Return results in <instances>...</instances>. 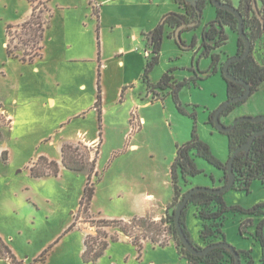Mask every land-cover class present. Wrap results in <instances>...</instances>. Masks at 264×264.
I'll return each mask as SVG.
<instances>
[{"label": "rangeland", "instance_id": "1", "mask_svg": "<svg viewBox=\"0 0 264 264\" xmlns=\"http://www.w3.org/2000/svg\"><path fill=\"white\" fill-rule=\"evenodd\" d=\"M44 1L34 0L40 7ZM232 3L238 7L239 0H232ZM29 6L28 0H0V106L11 114L9 117L0 112V131L3 133L0 140L1 235L6 238L13 236L11 244L21 255L30 256V264L52 246L50 254L57 241L63 238L65 242L47 264H187L179 258L175 245L169 244L174 242L179 251L182 249L170 223L163 224L161 233L156 235L169 244L162 247L150 239L154 233L145 235L146 231L142 227L128 228L125 232L118 224L102 225L98 218L109 220L110 217L138 215V199L144 194H166L169 187L173 193L170 169L176 147L190 140L195 125L199 137L210 146L213 154L223 162H228V136L208 122L209 111H215L227 100V84L221 69L213 73L211 56L202 55L203 30L215 18V7L207 4L200 25L182 32L181 38L187 44L195 40L194 47L182 49L175 37L165 34L160 62L150 74L152 83L159 82L168 70H173L179 81L193 79L190 85L179 92L187 113L178 110L171 91L158 89L152 93L143 79H133L137 75L136 68L123 72V69L113 67L107 79L108 101L105 103L103 99L100 123L93 103L97 97L98 67L92 64L77 67L59 65L51 68V74L56 75L52 77L43 71L38 73L34 63L8 55L7 27L16 25ZM260 6L259 3L258 8ZM43 16L46 18L47 13ZM24 31L22 28L12 30L13 45L18 43L19 36H25ZM172 31L169 27V32ZM226 31L228 43L214 50L224 59L238 52V32L230 27H226ZM258 46L260 50L256 53V59L264 65V45L259 43ZM141 71L143 74V68ZM205 73L210 75L204 77ZM83 82L87 84V89L79 88ZM49 94L58 99L55 108L44 105ZM147 102L148 105H143ZM91 106L95 109L91 110ZM85 107V115H72L74 111ZM130 109H135L137 117H144L145 122L128 139L126 133L130 129ZM259 110H264V82L222 120L229 122L243 115H264L258 114ZM192 113H196L195 118L191 116ZM132 117L133 113L130 121ZM85 131L90 138L96 137L98 143L102 140L97 160L100 179L96 182L93 205H90L95 216L90 209L84 212L80 207L88 181L86 172L65 168L57 176L34 177L30 169L42 155L49 159L60 158L61 143ZM86 133L78 134L79 138L70 142L74 143L80 155L91 147L94 157L97 144H79L82 137L88 136ZM134 143L138 144L137 148H132ZM4 150H7V160L3 158ZM195 160L202 172L181 184L182 192L197 186L220 187L223 170L200 156L195 155ZM59 162L61 164V160ZM47 166L43 162L37 164L38 169ZM225 199L229 204L251 207L264 202V184L255 180L250 193L230 189ZM187 213L190 214L189 223L186 219L187 228L191 237L197 240L199 221L193 217L192 208H188ZM130 219L125 221L129 222ZM74 223L76 225L66 231ZM102 232H106L109 238L119 240L110 241L111 247L98 261L85 263L81 254L84 238L90 234L100 241ZM224 232L227 242L236 247L231 242L239 238L238 224L233 218L230 217L225 223ZM134 240L143 244L140 257ZM244 241L252 250L256 264H260L259 246L250 236ZM6 255L0 248V264H7L4 259ZM58 258L63 259L59 262Z\"/></svg>", "mask_w": 264, "mask_h": 264}, {"label": "trees", "instance_id": "2", "mask_svg": "<svg viewBox=\"0 0 264 264\" xmlns=\"http://www.w3.org/2000/svg\"><path fill=\"white\" fill-rule=\"evenodd\" d=\"M29 1L32 4V13L30 17L21 24L9 25L7 27L8 40L6 42V48L10 57L19 58L23 62L32 63L35 58L42 55L45 31L49 27L53 13L52 9L48 5L49 0L41 2L43 5L42 7L35 4L34 0ZM221 1L232 3V0ZM176 2L180 6L184 7V13L170 11L162 17L159 24L152 31L144 33L149 54H147V62L144 67L142 79L147 84L148 90L152 91V93L158 89L171 91L178 110L182 113H187V110L183 107L180 101L179 92L183 87L190 85L193 79L178 81L173 74V70H168L163 74L159 82L152 83L150 80V74L160 62L166 27L168 26L173 29L171 33L169 32V37H175V31L180 25L185 22H194L201 19L206 5L212 3L211 0H198L196 5L191 4L186 0H176ZM255 2L259 5L261 0H240L238 5V10L242 13L244 18L246 34L252 43V51L248 57L233 61L229 67L232 74L240 79H244L250 84L252 93L257 91L260 85L264 82V65H261L253 55L255 43L264 36V23L262 21V19H264V5L260 3L261 6L258 9L260 13L259 17L254 9ZM213 6L216 8V16L205 26L203 30L202 55L211 56V69L213 70V73H217L220 69L222 70L225 61H222L221 54L214 52V50L221 48L228 43L229 37L226 27H230L234 31L238 32L239 20L233 12L224 8H218L215 5ZM45 13H47L46 18L43 16ZM199 25L200 23L193 27H187L183 29L182 32L195 28ZM14 28L24 29V35L26 36H19L18 43L15 45H13L12 34V30ZM175 40L182 49H188L194 47L195 45V40H193L190 45L182 38H175ZM244 50L245 41L239 36L237 54L244 53ZM100 67L101 66L98 68L97 97L94 106L98 111V118L101 123L103 112V94ZM209 75L210 74H208V76ZM225 80L227 83V99L241 95L245 91L244 85L226 78ZM154 95L155 97L157 96V94ZM245 101L246 100L237 101L230 105L222 112L221 119L228 116L237 106L243 104ZM214 113L215 111H212L209 114L208 121L213 126ZM191 116L195 118L196 113H192ZM263 127V122L242 121L239 122L230 132L225 133L228 136L229 158L241 145L248 141L252 134L261 130ZM100 135H102V132H100ZM2 136L3 133L0 131V140L2 139ZM101 143L102 140H100L97 144L96 154L94 157L91 155V147H88V152L80 155L74 148L75 145L73 142L65 141L61 146V164L69 170L86 172L88 175L87 185L80 200V207L83 208L84 212H87L90 209V205L95 194L96 182L100 179L99 172L97 170V160L100 153ZM79 144L83 145L85 143L83 141H79ZM87 146L88 145H85V147ZM6 154L7 150H4V160L8 159ZM195 155L204 158L212 165L223 170V182L225 183L227 181L228 162H223L213 154L210 146L199 137L195 125L193 127L190 140L183 144H177L176 157L171 165L174 197L167 207L166 215L159 221H156L150 215H145L135 216L131 218L129 222L123 219H100L99 222L105 226L113 223L118 224L125 232L128 228L138 226L142 227L144 231H146L145 235L154 233L150 239L154 244H158L160 246H166L167 241L160 240L156 235L161 233L162 225L168 222L173 228V232L177 235L179 244L182 246V249L179 251L180 254L187 258L191 264H233L235 259L233 254L228 249L224 247H217L204 255L193 254L187 249V247H185L178 236L175 211L186 193L182 192L181 184L187 183L190 177L198 175L202 172L196 163ZM41 162L48 166L43 169H38L37 164ZM61 164L56 159H49L47 156L42 155L39 157L38 161L31 166V175L34 177L47 175L57 176L60 172ZM233 170L235 174V183L232 189L250 193L252 183L255 180H259L262 184H264V133L256 137L248 152H238L233 160ZM93 177H95V181H93ZM226 192L227 191L222 193H212L198 191L192 195L181 216V224L185 234L196 247L201 248V246L197 245L191 237L186 225V214L189 206L191 205L196 207L197 215L202 220L200 237L204 241L205 247L217 242H227L226 234L224 233L222 227L228 213L246 215V218L241 221L238 231L243 236H249V229L251 227H255L254 233L250 235L261 245L262 256L260 262L261 264H264V202H259L251 207L229 204L225 199ZM257 218H259L258 221H256ZM75 225L76 223L72 224L67 231L71 230ZM101 235L102 239L100 241H98V237L96 238L90 234L86 235L84 240L85 250L82 254V259L85 263H95L98 261L105 254L110 245V241L119 240V238H109L106 232H102ZM133 243L137 246L140 257L143 250V244L138 240H134ZM0 248L7 253L5 257L6 259H9L15 264H25L23 260L17 258L12 250L6 245L1 236ZM51 248L52 246L45 249L37 258H35L34 262H44L47 259ZM234 248L241 255V264H256L251 249L244 250L236 247ZM34 262L32 264H34Z\"/></svg>", "mask_w": 264, "mask_h": 264}, {"label": "crops", "instance_id": "3", "mask_svg": "<svg viewBox=\"0 0 264 264\" xmlns=\"http://www.w3.org/2000/svg\"><path fill=\"white\" fill-rule=\"evenodd\" d=\"M29 3L30 6L25 10L23 16L20 18L17 24L23 23L30 17L32 13V4L30 1ZM260 3L264 5V0H261ZM48 5L52 9L53 16L50 20L49 27L45 31L42 55L35 58V60L32 62L35 64L34 69L38 73H41L43 71L44 73H46V75L55 77V74H51V68L59 67V65L66 67H77L92 64L98 68L99 66H101V82L103 89L102 94L105 103L108 101L109 83L107 79L110 73L109 71L113 67L121 70L123 69V72H127L136 68L137 75L133 79H137L136 81L142 79L141 70L142 68L144 70V67L146 65V51L148 50L144 33L152 31L159 24L160 20L166 13L170 11H178L183 13L185 12L184 7L180 6L176 2V0H49ZM166 34H169V27L166 28ZM259 43L264 45V36L255 43V47L253 50L255 59L256 53L260 50V47L258 46ZM227 58H222V61H226ZM206 76H208L207 73H205L204 77ZM79 88L87 89V84L84 82L80 83ZM95 101L96 98L93 99V103H95ZM57 102V97L49 94L44 101V105L55 108ZM148 104L149 102L143 105ZM85 109L86 107L81 109L79 108L78 110L74 111L72 115L74 117H81L85 115V112H83ZM90 109L92 110L95 108L91 106ZM134 110L130 109L129 111L128 119L130 122V129L126 133V138L128 139L134 133L131 130L132 125L130 121V116L133 112H135ZM0 112H4V114H7L9 117L11 116V114H9L7 110L2 106H0ZM209 112H212V110ZM263 113L264 110H259L258 112V114ZM140 119L142 123L145 122L144 117H141ZM233 121L234 119H230L229 122L224 121V123L231 124ZM84 133H86V131L78 132V134ZM78 134L74 139H68L65 141H73L78 139ZM81 139V141H83L85 144H89L92 146L98 144L96 137L90 138L88 135L86 138L82 137ZM62 143L60 147L62 146ZM137 147L138 144H132V148ZM57 160L60 161L61 157ZM65 168V166L61 165L60 173H62ZM223 175L220 178V185L224 184ZM171 184L173 185V183ZM169 190L166 194L159 193L156 195L153 193H146L141 196L138 199L140 208L138 215H122L114 219L110 217L109 220H128L135 216L145 215H150L154 219L158 220L166 215L167 207L174 197V192L172 193L171 187H169ZM94 197L92 199L91 205H93ZM189 208L193 209V217L198 219L199 221L198 239L196 240L195 238H193V240L195 241V243L205 246L204 241L200 237L202 220L198 217L197 209L194 205L189 206ZM90 212L92 213L91 207ZM189 215V213H187L186 215L187 223H189ZM93 216L95 215L93 214ZM230 217L236 221L239 228L241 221L246 218V215L239 213H228L222 227L223 231L225 223ZM258 219L259 218H257L256 221H258ZM68 224L69 223H67V225ZM249 231L250 234H253L255 231V227H251ZM0 236L3 238L6 245L12 250V252L17 256L18 259L23 260L25 264H30V256L28 254L24 256L21 255L16 247L11 244V242L14 240L13 236H10V239L2 236L1 233ZM238 236V239L232 240L231 242L239 249L249 250V245L244 241L245 238H248V236L241 235L239 231ZM249 236L251 240L259 246L258 255L261 259L262 248L260 243L251 235ZM65 240L66 239L63 238L60 241H57L54 250L50 252L49 256L44 262H42V264H47L52 261V256L56 254V250L65 242ZM169 244L175 245V249L180 259L185 260L187 264H191L187 258L183 257L180 254L174 242H170ZM110 247L111 244L109 245L108 250ZM84 250L85 242L81 249V254H83ZM4 259L6 260L7 264H10L6 258ZM58 259V261L60 262L63 258ZM260 259L259 263L261 264Z\"/></svg>", "mask_w": 264, "mask_h": 264}, {"label": "water", "instance_id": "4", "mask_svg": "<svg viewBox=\"0 0 264 264\" xmlns=\"http://www.w3.org/2000/svg\"><path fill=\"white\" fill-rule=\"evenodd\" d=\"M187 2L196 5L198 3V0H186ZM211 3L213 5H215L218 8H224L227 9L231 12H233L239 20L238 23V34L239 36L244 39L245 41V50L244 53L242 54H236L233 55L231 57H229L224 65L223 68L221 70L223 76L228 79V80H233L236 81L242 85L245 86V91L241 94L238 95L236 97L227 99L226 101H224L216 110L214 113V126L221 132L223 133H228L230 132L239 122L242 121H252V122H263L264 123V115H257V116H251V115H243V116H239L236 119H234V121L231 124H225L222 119H221V114L222 112L227 109L230 105H232L233 103L237 102V101H243V100H247L250 95L252 94V89L250 87V84L245 81L244 79H240L238 77H236L234 74H232L229 70L230 64L233 61L236 60H241L244 59L246 57L249 56V54L252 51V43L249 40L246 31H245V27H244V18L242 13L238 10V7H236L233 3H228V2H223L221 0H211ZM254 9L257 12L258 16L260 17V13H259V8H258V4L257 2L254 3ZM201 19L194 21V22H185L182 25H180L176 31H175V38L176 39H180L181 38V34H182V30L187 28V27H193L195 25H198L200 23ZM263 23H264V19H262ZM264 133V127L257 131L256 133L252 134L251 137L248 139V141H246L243 145H241L235 152L234 154L229 158L228 163H227V174H228V178L227 181L221 185L220 187H206V186H197L194 188H191L190 190H188L183 199L181 200V202L179 203L176 211H175V215H176V228L178 231V235L179 238L181 239V241L183 242V244L185 245V247H187V249L193 253V254H197V255H204L206 253H208L209 251H211L214 248L217 247H224L226 249H228L234 256V263L233 264H241L242 260H241V255L240 253L234 248V246L230 245L228 242H217V243H213L211 245H208L206 247L203 248H198L196 247L191 240L187 237V235L185 234L182 224H181V216L183 213L184 208L188 205L190 198L192 197V195L198 191H206V192H212V193H222L224 191H229L230 189H232L234 183H235V174H234V170H233V160L234 157L238 154L239 151H246L248 152L251 148V145L253 144L254 140L256 139V137L262 135Z\"/></svg>", "mask_w": 264, "mask_h": 264}, {"label": "built area", "instance_id": "5", "mask_svg": "<svg viewBox=\"0 0 264 264\" xmlns=\"http://www.w3.org/2000/svg\"><path fill=\"white\" fill-rule=\"evenodd\" d=\"M147 54H149V50L146 51ZM142 124L141 119H139L136 115L135 112H133V117L131 119V125H132V132H135L136 130H138L139 126ZM9 261L10 264H15L13 262H11L9 259H7Z\"/></svg>", "mask_w": 264, "mask_h": 264}]
</instances>
